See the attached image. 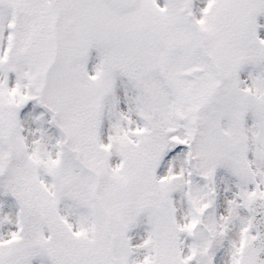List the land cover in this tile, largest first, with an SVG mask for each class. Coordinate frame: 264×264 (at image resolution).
Here are the masks:
<instances>
[{
	"label": "snow or ice",
	"instance_id": "obj_1",
	"mask_svg": "<svg viewBox=\"0 0 264 264\" xmlns=\"http://www.w3.org/2000/svg\"><path fill=\"white\" fill-rule=\"evenodd\" d=\"M0 264H264V0H0Z\"/></svg>",
	"mask_w": 264,
	"mask_h": 264
}]
</instances>
